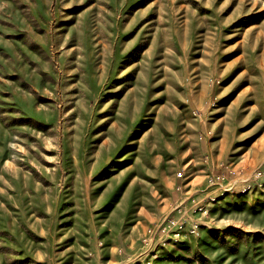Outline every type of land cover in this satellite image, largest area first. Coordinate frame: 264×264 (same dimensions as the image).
Here are the masks:
<instances>
[{"label": "rangeland", "instance_id": "1", "mask_svg": "<svg viewBox=\"0 0 264 264\" xmlns=\"http://www.w3.org/2000/svg\"><path fill=\"white\" fill-rule=\"evenodd\" d=\"M0 264H264V0H0Z\"/></svg>", "mask_w": 264, "mask_h": 264}]
</instances>
